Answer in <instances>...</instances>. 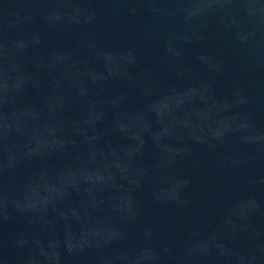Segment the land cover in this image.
Returning a JSON list of instances; mask_svg holds the SVG:
<instances>
[{
	"label": "water",
	"instance_id": "obj_1",
	"mask_svg": "<svg viewBox=\"0 0 264 264\" xmlns=\"http://www.w3.org/2000/svg\"><path fill=\"white\" fill-rule=\"evenodd\" d=\"M0 264H264V0H0Z\"/></svg>",
	"mask_w": 264,
	"mask_h": 264
}]
</instances>
